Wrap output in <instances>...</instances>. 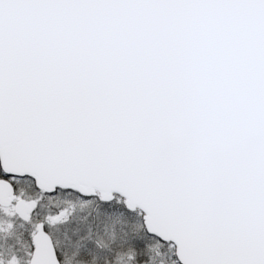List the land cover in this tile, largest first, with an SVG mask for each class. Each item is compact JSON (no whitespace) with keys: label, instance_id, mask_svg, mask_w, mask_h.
<instances>
[{"label":"snow or ice","instance_id":"snow-or-ice-1","mask_svg":"<svg viewBox=\"0 0 264 264\" xmlns=\"http://www.w3.org/2000/svg\"><path fill=\"white\" fill-rule=\"evenodd\" d=\"M0 264H264V0H0Z\"/></svg>","mask_w":264,"mask_h":264}]
</instances>
